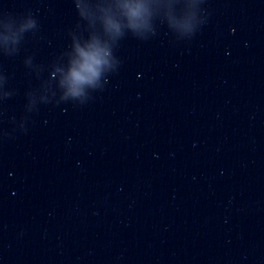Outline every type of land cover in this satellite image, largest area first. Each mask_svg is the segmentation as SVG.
I'll return each mask as SVG.
<instances>
[{
    "label": "water",
    "instance_id": "water-1",
    "mask_svg": "<svg viewBox=\"0 0 264 264\" xmlns=\"http://www.w3.org/2000/svg\"><path fill=\"white\" fill-rule=\"evenodd\" d=\"M77 0H0V15L49 7Z\"/></svg>",
    "mask_w": 264,
    "mask_h": 264
},
{
    "label": "clouds",
    "instance_id": "clouds-1",
    "mask_svg": "<svg viewBox=\"0 0 264 264\" xmlns=\"http://www.w3.org/2000/svg\"><path fill=\"white\" fill-rule=\"evenodd\" d=\"M99 63V61L92 55H85V64L80 71L73 70L71 72V79L74 83H80L86 80L84 73L93 72V65Z\"/></svg>",
    "mask_w": 264,
    "mask_h": 264
}]
</instances>
